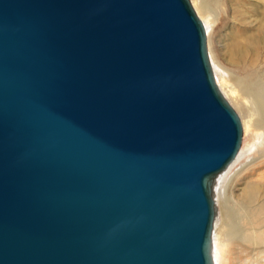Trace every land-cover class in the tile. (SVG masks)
<instances>
[{
	"label": "water",
	"instance_id": "obj_1",
	"mask_svg": "<svg viewBox=\"0 0 264 264\" xmlns=\"http://www.w3.org/2000/svg\"><path fill=\"white\" fill-rule=\"evenodd\" d=\"M242 133L189 0H0V264H214Z\"/></svg>",
	"mask_w": 264,
	"mask_h": 264
},
{
	"label": "rangeland",
	"instance_id": "obj_2",
	"mask_svg": "<svg viewBox=\"0 0 264 264\" xmlns=\"http://www.w3.org/2000/svg\"><path fill=\"white\" fill-rule=\"evenodd\" d=\"M189 1L203 24L206 23V19L209 20V24H206L210 29L208 33L206 32L207 49L215 81L224 97L240 117L243 129L240 149L224 175L225 191L221 194L220 201L224 213L231 214L236 226L247 228L246 235L250 239H247L243 233H228L225 229L221 233H217L215 249L218 264H264V252L259 253V250L264 249V247L254 244V236L257 233L252 234V228L259 227L255 223L259 212L257 209L251 208L245 194L249 183L254 181L258 175L264 174V152L257 151L261 143L259 126L260 123L264 122V111L256 97L257 95L253 92L244 94L237 91L235 95L231 90L232 86L236 87L235 82L245 81L246 78L245 73L241 72L237 65L230 60L229 48L233 30L231 20L233 18L229 11L224 10L227 8V3L223 1L222 5L209 10L210 12H205L203 16L197 3L194 0ZM249 1L254 5L255 10L246 5L247 17L252 18L260 15L259 11L263 8L264 0ZM221 13L226 16L224 21L221 20L223 19ZM233 20L238 21H235L234 24L236 28H241L244 25L246 27L245 22L239 17ZM248 30H250L249 26ZM263 197L264 194L262 193L260 199Z\"/></svg>",
	"mask_w": 264,
	"mask_h": 264
},
{
	"label": "bare ground",
	"instance_id": "obj_3",
	"mask_svg": "<svg viewBox=\"0 0 264 264\" xmlns=\"http://www.w3.org/2000/svg\"><path fill=\"white\" fill-rule=\"evenodd\" d=\"M194 1L197 3L199 11L203 16L205 15V12L213 10L218 5H222L223 1H225V3H227V8L224 10H226V12L229 11L233 19H237L239 17V19H242V21L245 22L246 27L244 25L243 27L241 26V28H236L234 26L236 20H231V23L233 24V30L231 29L232 41L229 48L230 60L232 63L237 65L241 72L243 71L245 73L246 78L245 81L235 82L236 87L232 86L231 90L235 93V95L237 94V91H240L244 94L253 92L257 95L256 97L260 101V106L264 111V3L263 8L259 11L260 15L256 17L253 16L254 18H249V16L247 17L246 15L247 11L245 10V6L248 5V8L250 7L254 9V5L251 4L249 0ZM221 15L223 17V19L221 20L224 21L226 19V16H224V14L222 13ZM206 24H209V20L207 19L204 25L205 30L208 33V30L210 29H208V26ZM248 26L250 30H248ZM259 129V139H261V143L260 147L257 148V151L260 150L261 152H264V122L260 123ZM226 170L219 173L214 178L212 183V193L216 209L212 234V255L214 264H218L215 249L217 233H221L223 229H225L228 233H243L247 239H250V237L246 235L247 228H240V226L238 228L231 214L224 213V210L222 208L220 199L221 194L225 191L224 175L226 173ZM262 193L264 194V174L258 175V177L254 181H251L245 191L246 199L251 208L254 210L257 209V211L259 212V216L257 217L255 222L257 225H259V227L252 228V234L257 233L254 236V244L264 247V197L260 199ZM233 225H235L236 227H234ZM262 252H264V249L259 250V253Z\"/></svg>",
	"mask_w": 264,
	"mask_h": 264
}]
</instances>
